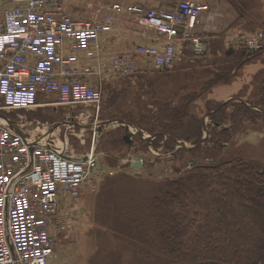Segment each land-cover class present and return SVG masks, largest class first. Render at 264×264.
Here are the masks:
<instances>
[{
    "label": "built area",
    "instance_id": "2783aa9c",
    "mask_svg": "<svg viewBox=\"0 0 264 264\" xmlns=\"http://www.w3.org/2000/svg\"><path fill=\"white\" fill-rule=\"evenodd\" d=\"M10 3L0 14V264H50L56 237L69 228L60 214L62 197L78 198L96 176L94 142L102 96L100 87L91 86L89 80L96 77L100 82L107 72L129 77L137 69L127 53L111 58L108 69L112 71L81 64L99 61L100 37L115 32L113 14L85 20L68 14L61 0ZM110 10L155 32L150 43L134 48L135 55L154 70L171 69L183 45L195 57L207 52L197 32L210 8L198 0L168 9L118 4ZM243 42L248 50L259 48L256 41ZM69 48L71 54L64 55ZM38 95L52 97L53 105L68 110L65 124L7 117L36 107ZM89 119H93L88 124L94 130L92 147L85 155H74L66 135L75 136L74 129L86 127ZM160 152L151 150L154 157ZM82 157L84 162L78 160Z\"/></svg>",
    "mask_w": 264,
    "mask_h": 264
},
{
    "label": "rangeland",
    "instance_id": "374dc122",
    "mask_svg": "<svg viewBox=\"0 0 264 264\" xmlns=\"http://www.w3.org/2000/svg\"><path fill=\"white\" fill-rule=\"evenodd\" d=\"M182 1L185 0H61V4L68 14L85 20H103L106 15L113 14L115 32L108 35L106 40L108 45L105 44L106 55H108L106 57H109L118 53L131 55L134 46L138 43L148 42L139 34L143 33L145 36L150 34L149 29L143 28L132 21V17L116 15L112 12L110 10L112 5H137L143 8L160 7L168 9ZM198 1L207 4L210 12L203 16L197 36L200 38L204 49L205 45L207 46L211 43V47L212 45L217 47L218 53L213 56L211 54L212 51L210 52L211 48L209 50L208 47L204 57H195L194 54L187 50L188 48L186 49L185 47L184 50L182 46V48L178 49L175 63L167 73H160L161 71L157 72L158 70L152 68L148 72L144 71L145 73L147 72V77L153 78L154 84L149 88L148 95L144 96L146 98L140 99L143 105L142 114L153 111L154 108L151 107V104L156 103V101H166L168 104L172 102L174 107H178L180 105L177 102L179 97H186L188 98L187 103L190 105L188 107L189 116L202 119V124L203 120L206 119V125H208L212 122L210 120V116L214 111L212 109L214 107L217 108L222 102L233 100V103H239L236 101L242 100L247 104L246 100L248 99L251 102L264 100L262 93L258 92L255 95V92L261 87L260 83H263L264 49L261 52L259 51L258 54L247 58L246 61L238 59V52L241 49L245 52L250 51L245 49L244 40L256 41V46L264 48V0ZM9 5L10 0H0V11ZM224 51L232 54L231 59L224 58ZM253 51L255 53L258 52L257 49ZM140 58V56L137 57L139 59L137 60L139 67L137 68L138 71L135 72V74L139 75L143 74L140 71L142 64L140 63ZM214 60L218 61L217 64L233 60L235 64L227 79L216 80L214 84L207 87L208 80L212 79L216 74V69H213L215 68L213 66ZM106 61V71H111L108 69V60L106 59ZM205 69H210L211 71H205ZM153 71H156L157 75H154ZM161 74H167L169 77H163ZM119 77L121 78L119 79ZM135 78L133 76L123 78L122 76L113 75L109 78L106 77L103 84L110 83L111 86L119 89H121V85H125L133 89L134 84L131 82ZM257 96L260 99H257ZM119 98L117 104L121 105L124 98H121L122 100H119ZM102 101L100 107L102 106ZM229 107L227 106V111L230 110ZM248 110L253 111L250 107H248ZM89 112H92V110ZM223 113L225 114L226 112ZM15 117L17 116L15 115ZM22 119L29 121L25 116ZM39 119L51 120L45 115L40 116ZM92 122L93 119L87 120V125ZM222 124V128L228 127L230 129L232 127V123L229 120ZM115 129L105 128L103 132H113ZM207 129H209V126H207ZM60 134L62 139L63 130ZM74 134L75 136L66 135L68 144H72L76 150L81 148L82 151V147H85V150L87 141L91 138V132L85 130V128L81 130L79 126L74 129ZM165 138L169 137L165 135L164 140ZM224 138L227 143L221 142L225 146H220L223 148L220 149V152L211 151L213 156H211L212 154L206 155L204 153L203 155L200 154L199 157L194 158V156L191 158L188 157V154L185 155L182 161V165L185 163L183 168L188 169L193 163L192 161L198 164H205L219 160L226 161L241 158L245 161L258 162L264 171V118L257 115V119H255L253 115L247 114L245 120H240L239 125L232 128L230 134ZM103 140L104 138L101 139L100 143H103ZM186 143L187 147L191 144L189 142ZM135 150H140L138 143ZM115 152L114 156L117 158L115 163L109 157L105 159L104 152L97 153V166L93 172L97 175L90 185L82 188L78 198L68 200L66 195L62 197V216L64 215L63 220L69 224V228L65 233L58 235V240H62L63 244L56 249V254L49 259L50 264H167V262L139 263L137 259L131 258L134 254L128 249L126 242H122L120 239L114 240V234L117 233H111L112 230L109 227L118 214L120 203H125L126 206V209H124L126 210L125 213H122V207L120 209L122 211L120 214H123L122 218L128 216L127 214L140 215L144 213L148 216L150 203H147V200L142 202V199H140L142 188L151 190L152 187H157L155 184L146 185L147 182L153 181L152 179H154L153 182H159L160 178L175 177L173 167L178 168L181 166L172 164L168 159H158L148 155L144 156L148 163L146 170L133 171L129 163L131 158L129 149L124 148L119 152ZM100 153L101 155H99ZM110 164H113L114 167H110ZM129 201H137L138 205L142 207L141 212L133 211L135 208L132 207V203H129ZM116 237L118 238L117 235ZM96 248V253L92 256ZM116 249L117 251L127 250L126 259L120 258L119 261Z\"/></svg>",
    "mask_w": 264,
    "mask_h": 264
},
{
    "label": "trees",
    "instance_id": "16d2710c",
    "mask_svg": "<svg viewBox=\"0 0 264 264\" xmlns=\"http://www.w3.org/2000/svg\"><path fill=\"white\" fill-rule=\"evenodd\" d=\"M210 45H207V50L208 47L209 50L211 48V54L216 56L217 47ZM247 52L241 49L238 52V59L246 61L247 58L259 53ZM223 53L225 59H231V53L226 51ZM217 63L218 61L214 60L213 69H216V74L208 80L207 87L216 80L227 79L235 64L233 60L221 62L222 65ZM168 70L160 73H167ZM205 71L211 70L205 69ZM153 73L157 75L156 71ZM161 76L169 77L167 74ZM133 77H136L131 82L134 84L133 89L125 85H121V89L115 88L110 83L101 86L103 101L99 118L119 119L140 126L149 135L155 136L152 143L154 148L162 145L167 151L175 152L174 156L177 157L178 163L174 157L169 160L172 164L181 167H173L176 175L173 178H160L159 182L153 180L146 183L147 186L155 184L157 187H152L151 190L142 188L140 199L142 202L147 200V203H150L148 216L144 213L127 214L128 216L122 218L120 209L122 207V213H125L126 206L125 203H120L118 214L109 227L111 233H117L114 234V240L120 239L126 242L128 249L139 263L264 264V171L261 165L256 161H245L241 158L219 160L214 163H196L188 169L183 168L185 163L182 165L187 154L188 157L196 158L200 154L220 152V149H223L220 147L221 142L227 143L224 137L230 134L232 128L239 125L240 120L244 121L247 114L257 119V113L249 111L248 107H259L264 110V100L251 102L248 99L247 104L246 102L227 103L222 109L213 113L210 120L212 124L219 125L229 120L232 123L230 129L222 130L213 126L209 131V139H206L202 145L192 150L175 151V140L193 145L201 141L202 119L189 116L190 105L186 97H179L178 107H174L172 102L168 104L166 101H156L151 104L153 111L142 114L143 105L140 99L148 95L149 88L154 84L153 78L147 77L146 73L135 74ZM260 86L262 88L259 87L255 95L260 92L264 96V77ZM119 97L124 98L125 101L121 105L117 104ZM257 99H260L259 96ZM227 106H230L228 111ZM215 109L216 107L212 110ZM123 134L124 130L121 127L113 132L101 134L96 151L104 152V158L109 157L115 163L117 161L114 156L115 151L119 152L134 146L123 142ZM165 135L169 138L164 140ZM103 138V143H100ZM136 139L139 151L144 154L146 144L139 137ZM110 167L114 165L110 164ZM129 203L135 208H132L133 211L141 212L142 207L137 201H129Z\"/></svg>",
    "mask_w": 264,
    "mask_h": 264
},
{
    "label": "crops",
    "instance_id": "0c3cea01",
    "mask_svg": "<svg viewBox=\"0 0 264 264\" xmlns=\"http://www.w3.org/2000/svg\"><path fill=\"white\" fill-rule=\"evenodd\" d=\"M11 4V3H10ZM10 6V5H9ZM6 8V7H5ZM5 8H3V9H5ZM2 9V10H3ZM1 10V11H2ZM1 11H0V14H1ZM109 11V10H108ZM129 17V16H128ZM150 30V29H149ZM108 35L109 34H104V35H102L101 37H100V42L102 43V46H103V49H102V53H101V57H100V59H99V61H96V60H89V61H85V60H82L81 61V64L82 65H88V66H91L92 68H94V70L96 71L97 70V68H98V65H99V67H100V71H106V64H107V61H106V59L108 60V64L110 63V60H111V58L112 57H114L113 55L112 56H109V57H106V56H108V55H106V51H105V44H107L108 45V43L106 42V40L108 39ZM139 35H141V36H143L142 38H144V40L145 41H148V42H144V43H138V44H146V43H150L151 42V40L150 39H153L154 37H155V32L153 31V30H150V34H148V35H144L143 33H141V34H139ZM109 42V41H108ZM67 44V46L69 45V42H67L66 43ZM111 44V43H110ZM137 44V45H138ZM134 48H135V46L132 48V53H131V55L133 56V60H134V62H135V64H136V69L139 67V65H138V61L137 60H139V59H137V57H138V55H135V53H134ZM182 48V47H181ZM68 54H71V50H70V48L69 49H66L65 51H64V55H68ZM118 54H122V53H118ZM118 54H116V55H118ZM123 54H125V53H123ZM141 59V61H140V63H142L141 64V66H140V71H141V73H145L144 71H147L148 72V70L150 69V67H149V64H148V61L146 60V59H144L143 57H141L140 58ZM176 60V59H175ZM110 70V69H109ZM112 71V70H111ZM146 72V73H147ZM109 75V76H108ZM114 75V74H113ZM112 75V73L111 72H107V73H105L104 74V77H103V79L99 82L98 80H97V78L96 77H94V78H91L90 80H89V84L91 85V86H93V87H100L101 88V86L103 85V82H104V80L106 79V77L107 78H109V77H111V76H113ZM133 75H135V74H133ZM132 75V76H133ZM130 77V76H129ZM112 79V78H111ZM106 82V81H105ZM107 82H109V81H107ZM52 101H53V99H52V97H47V96H42V95H38V97H37V106L36 107H34V108H32V109H28V110H20V111H16V112H10V113H7V117L9 118V119H11V120H13V121H15V120H17V117L18 116H20V117H26V119L28 118V120L29 121H35V122H38V123H43V124H45V123H53V124H58V123H63V124H65L66 123V117H67V114H68V110L65 108V107H57V106H55V105H53L52 104ZM76 112V111H75ZM15 115L17 116V117H15ZM42 115H45V117H49V118H51V120H47V119H44V120H41V119H39V117L40 116H42ZM57 121H61V122H57ZM85 122H87V121H85ZM90 124V123H89ZM64 127L65 126H63L62 128H61V131L64 129ZM85 128V130H87V131H89V132H91V138H90V140L88 139V141H87V148L84 150V148L85 147H82L83 148V150L81 151V148H79L78 150H76L75 149V147L72 145V144H70L69 145V150L71 151V152H73L74 153V155H78V156H81V155H85L86 153H88L89 151H90V149H91V147H92V140H93V135H94V131L91 129V126L89 125H86V127H84ZM84 128H81V130H83ZM97 134H98V138L96 139V142H94V148H95V152H96V154L97 153H99V152H97L96 151V147H97V144H98V140H99V137H100V135L102 134V133H100V132H97ZM80 150V151H79ZM141 154V153H140ZM136 155L134 158H138V157H143L144 158V156H142V155ZM99 155H101V153L99 154ZM129 155V154H128ZM102 157H103V155H102ZM128 157V156H127ZM97 158H98V156H97ZM134 158H130V159H132V160H134ZM133 164L135 163V160H134V162H132ZM147 160L144 158V161H143V167H142V169H141V171H145L146 170V168H147ZM132 170V169H131ZM138 171V170H140V169H134L133 168V171ZM147 171H149V170H147ZM103 174V173H102ZM95 175H97L96 173H95ZM96 177V176H95ZM94 177V178H95ZM152 177V176H151ZM94 178H93V180H94ZM152 180H154V179H152ZM67 205V204H66ZM81 205V204H80ZM80 210H81V207H80ZM60 214H61V216H62V211H60ZM63 218H64V215L62 216ZM69 225V224H68ZM57 239V242H56V245H55V254H56V249L59 247V246H61V244H63V242H62V240H58V236L56 237ZM98 248V247H97ZM97 248L95 249V252H93V254H92V256L96 253V250H97ZM113 251V250H112ZM123 252V253H122ZM116 253H117V257H118V260L120 261V258L121 259H126V256L128 255V251L127 250H124V251H117V249H116ZM92 256H91V258H92ZM131 257V256H130ZM127 258H129V257H127ZM131 258H134V256L133 257H131ZM80 261H81V259H80Z\"/></svg>",
    "mask_w": 264,
    "mask_h": 264
},
{
    "label": "water",
    "instance_id": "95a60500",
    "mask_svg": "<svg viewBox=\"0 0 264 264\" xmlns=\"http://www.w3.org/2000/svg\"><path fill=\"white\" fill-rule=\"evenodd\" d=\"M230 101H231V103H233L232 102L233 100H228V101L220 103L217 106V108L213 111V113L217 112L220 108L225 106ZM236 102L245 103L242 100H237ZM250 109L259 110V108L255 109V108H252V107H250ZM213 126L216 127V128H219L220 125L217 124V123H214ZM119 127L123 128V130H124V134H123L122 140H123V142L126 145H131L132 144V141H133V138H134L135 135H137L147 146L151 145V142L153 140H155V136H150L140 126H138L136 124H133V123H130V122L123 121V120H119V119L102 120V121H100L99 122V127H98V132L103 134L105 132H108V131L103 132L105 128L112 129V128H119ZM207 134H208V129L205 128V136H207ZM78 160H81V161L84 162L86 160V157H82L81 159H78ZM134 160H135V163L133 164V168L141 170L142 167H143L144 158L143 157H138V158H134Z\"/></svg>",
    "mask_w": 264,
    "mask_h": 264
},
{
    "label": "flooded vegetation",
    "instance_id": "af4514ba",
    "mask_svg": "<svg viewBox=\"0 0 264 264\" xmlns=\"http://www.w3.org/2000/svg\"><path fill=\"white\" fill-rule=\"evenodd\" d=\"M261 47V49L259 50L260 52H261V50H262V46H260ZM258 51V52H259ZM256 108H259V107H255V109ZM252 112H255V113H257V115H259V116H261L262 118H264V110H261V108H259V110H253ZM75 114H78V110L75 112ZM213 114V113H212ZM100 121H102L99 117H98V119H97V127H96V129H97V131H98V127H99V122ZM203 135H202V138H201V141L200 142H198L196 145H193V144H190V146H188L187 147V143L185 142V141H180V140H175V151L177 150V149H186V150H192V149H195V148H197L199 145H202L203 144V142L206 140V139H209V137H210V135H209V131H210V129H211V127H213V124H212V122H211V124H208V125H206V119H204L203 120ZM207 126H209V129H208V134H207V136H205L204 134H205V128H207ZM223 127V125H220V127L219 128H217V129H222V130H225V129H228V127H224V128H222ZM138 136L137 135H135L134 136V138H133V141H132V145H134V146H131L130 148H129V153H130V155H131V157L132 158H134L136 155H139L141 152L140 151H136L135 150V148H136V146H137V138ZM154 142V140L151 142V145H149V146H145V150H144V154L142 153V154H140V155H142V156H148V155H152L151 154V150H157V149H161V152H160V154H158V157H156V158H158V159H170L171 157H174L175 158V161H176V163H178L177 162V157L176 156H174L175 154V152H170V151H167L162 145H160L158 148H154L153 147V143ZM213 146V145H212ZM221 146H225L223 143L221 144ZM210 147V146H209ZM137 152V154H136V152ZM128 153V154H129ZM164 153V154H163ZM133 155H135L134 157H133ZM153 156V155H152ZM155 158V157H154ZM195 160V159H194ZM193 163H191V166L190 167H188V168H191L193 165H195L196 163H194V161H192Z\"/></svg>",
    "mask_w": 264,
    "mask_h": 264
}]
</instances>
